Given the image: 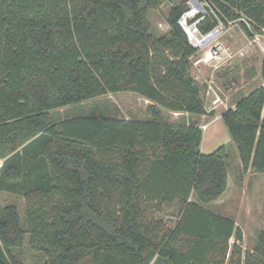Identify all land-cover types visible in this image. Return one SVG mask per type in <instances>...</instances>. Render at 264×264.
<instances>
[{"label": "trees", "instance_id": "16d2710c", "mask_svg": "<svg viewBox=\"0 0 264 264\" xmlns=\"http://www.w3.org/2000/svg\"><path fill=\"white\" fill-rule=\"evenodd\" d=\"M161 1L0 0V190L25 202L23 217L0 205V264H24L12 250L26 242L37 264H264V232L244 251L242 229L208 206L227 188L226 147L201 152L197 120L163 115L206 110L179 23L188 7L172 5L155 36L147 14ZM204 1L200 33L235 20L264 32V0ZM260 76L221 112L242 173H264V55ZM118 91L147 99L146 116H52Z\"/></svg>", "mask_w": 264, "mask_h": 264}, {"label": "rangeland", "instance_id": "374dc122", "mask_svg": "<svg viewBox=\"0 0 264 264\" xmlns=\"http://www.w3.org/2000/svg\"><path fill=\"white\" fill-rule=\"evenodd\" d=\"M172 5H184L186 12L193 13L185 19L190 24L197 13H205L204 0H163L158 7L150 10L147 19L152 27L151 33L155 36L168 33L166 22L167 14ZM185 12V13H186ZM184 15V14H183ZM182 15V17H183ZM196 21L192 22L195 23ZM181 26L182 18L180 19ZM184 28V27H183ZM216 33L204 44L197 47V53L192 57L191 75L201 86V95L204 98L205 114L195 116L178 112L163 111L164 117L171 123L179 121L192 122L195 116L199 125L208 123L202 129L200 150L209 153L224 145L228 156L227 188L217 202L209 203V208L234 219L243 232V250L252 251L257 245L259 232H264V173L249 169L241 172L240 158L229 131L221 118L225 109L222 104L213 107L211 95L206 93L209 80H213L222 99L228 106L234 104L235 98L246 94L254 87L262 84L260 76L261 58L264 55V32L248 37L238 21L219 22L215 27ZM198 35H203L197 30ZM211 50L204 61L202 58ZM214 50L220 57H214ZM227 52V53H226ZM215 54V55H217ZM149 101L132 91L111 92L84 102L81 106H69V110H52L54 118L64 115L73 116L86 114L85 108L92 106L106 116L131 117L142 119L146 116ZM5 202L15 201L20 215L24 216V198L15 195L0 196ZM176 205H164L158 215L167 225L175 222L174 212ZM24 264H37L43 260L41 251L31 247L27 242L21 248L12 250Z\"/></svg>", "mask_w": 264, "mask_h": 264}, {"label": "built area", "instance_id": "2783aa9c", "mask_svg": "<svg viewBox=\"0 0 264 264\" xmlns=\"http://www.w3.org/2000/svg\"><path fill=\"white\" fill-rule=\"evenodd\" d=\"M215 54H217L216 50H214V57L215 56L218 57V58L220 57L219 54H217V55H215ZM208 55H210V56L212 55L211 50H210L209 53H206V55L202 59L205 61L207 59ZM206 93L208 95H211V98H212L211 102L213 104V107H216L219 104H222L224 106V108H228L229 107L227 105V103L225 102V99H222V97L220 95V92H219V87H216V85H215V83H214V81L212 79L209 80L208 89L206 90ZM207 125H208V123H202L200 126H201L202 129H205V128H207Z\"/></svg>", "mask_w": 264, "mask_h": 264}, {"label": "crops", "instance_id": "0c3cea01", "mask_svg": "<svg viewBox=\"0 0 264 264\" xmlns=\"http://www.w3.org/2000/svg\"><path fill=\"white\" fill-rule=\"evenodd\" d=\"M63 110V111H65V110H69V107L68 106H64V107H60V108H57L56 110ZM65 116V115H64ZM63 116V117H64ZM196 119V117L194 116L193 117V121ZM28 148V147H27ZM31 150H33L32 148H29V152L27 151H25V152H21L22 153V160H25L26 162H28V160H30L31 158H30V155L33 153V151H31ZM4 160H5V158H0V167L2 166V164H3V162H4ZM31 161H33V160H31ZM3 195H15V196H19V197H22V196H20V195H17L16 193H12V192H9V191H6V190H0V196L2 197ZM222 196V195H221ZM221 196L220 197H218L216 200H214L213 202H217V200H219L220 198H221ZM1 204H15L16 206H17V204H16V202L15 201H11V202H5L4 200H1L0 199V205ZM17 208H18V206H17Z\"/></svg>", "mask_w": 264, "mask_h": 264}, {"label": "bare ground", "instance_id": "6f19581e", "mask_svg": "<svg viewBox=\"0 0 264 264\" xmlns=\"http://www.w3.org/2000/svg\"><path fill=\"white\" fill-rule=\"evenodd\" d=\"M193 12L190 11V12H186L184 13L183 17H182V25L183 27L185 28L188 36H189V41L192 42L193 44H196V43H200V39L199 37L197 36V29H195V24L192 23V24H188V23H185V19L187 17H189Z\"/></svg>", "mask_w": 264, "mask_h": 264}, {"label": "water", "instance_id": "95a60500", "mask_svg": "<svg viewBox=\"0 0 264 264\" xmlns=\"http://www.w3.org/2000/svg\"><path fill=\"white\" fill-rule=\"evenodd\" d=\"M181 18H182V16H181ZM179 23H180V21H179ZM181 24V23H180ZM195 24V23H194ZM196 25V24H195ZM195 29H197V27L195 26ZM184 30H185V28H184ZM185 32H186V30H185ZM216 33V29L214 28V29H212L211 31H209V32H207V33H205V34H203V35H197L198 37H199V39H200V43H196V44H193L192 42H190L194 47H198V46H200L201 44H204L205 42H207L209 39H211V37L214 35ZM186 34H187V32H186ZM187 36H188V34H187ZM188 39H189V36H188Z\"/></svg>", "mask_w": 264, "mask_h": 264}]
</instances>
